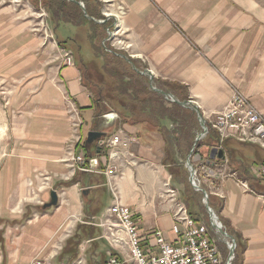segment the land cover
I'll list each match as a JSON object with an SVG mask.
<instances>
[{
	"label": "crops",
	"instance_id": "obj_1",
	"mask_svg": "<svg viewBox=\"0 0 264 264\" xmlns=\"http://www.w3.org/2000/svg\"><path fill=\"white\" fill-rule=\"evenodd\" d=\"M120 1L127 8L122 24L129 45L124 52L137 69L151 70L157 88L180 101L194 100L207 121L224 109L234 89L245 93L264 113V0ZM84 2L92 18L103 15L101 0ZM42 9L41 1L35 6L30 0H0V88L8 92L12 129L10 149L0 161V264H27L34 258L77 264L79 255L68 263V257L61 254L79 223L101 232L95 240L85 239L86 247H101L100 242L110 247L102 237L103 230L90 223L91 218L100 219L113 203L104 174L107 159L98 153L99 141L89 144L92 153L82 148L88 133L96 128L106 132L105 141L120 130L133 139L130 150L137 164L129 165L126 158L115 183L121 201L134 213L142 246L154 243V230L176 242L174 200L165 188V178L168 175L170 180L171 173L163 162L167 152L160 122L170 129L174 125L168 117L154 116L155 103L152 110L139 111L138 100L127 101L126 95L114 88L119 69L113 58L118 54L114 49H104L105 53L99 49L102 38L91 39L89 23L67 22L86 28L99 68L93 63L79 65L75 54V66L64 64L62 54L70 47L56 37L52 27L47 33L42 31L38 21L44 19ZM107 58H112L111 64L106 63L101 73ZM123 71L127 74L125 67ZM145 76L149 80L144 84L157 92L151 88L150 76ZM162 96L169 108L170 99ZM72 107L82 122L77 149L88 154L87 163L94 171H77L68 180L55 178L50 181L52 189L40 191V173L69 171L63 158L73 130ZM130 111L132 116L127 118ZM194 144L182 147L181 152L175 149L176 155L188 157L196 148ZM200 144L196 154L201 159L194 166L208 160L221 165L227 158L228 168L248 183L250 189L245 190L234 176L218 175L213 186L209 181L212 187L208 182L204 186L217 191L210 194L213 210L238 243L241 264H264V179L258 174L264 148L227 138L220 149L216 132ZM213 147L222 150L224 158H212ZM86 188L91 191L83 194ZM52 190L58 192V205L45 207ZM37 199L43 200L44 206L36 205Z\"/></svg>",
	"mask_w": 264,
	"mask_h": 264
},
{
	"label": "built area",
	"instance_id": "obj_2",
	"mask_svg": "<svg viewBox=\"0 0 264 264\" xmlns=\"http://www.w3.org/2000/svg\"><path fill=\"white\" fill-rule=\"evenodd\" d=\"M101 2L105 5L104 15L111 21L105 41L125 49L129 45L123 37L126 29L122 24V19L127 12L126 6L120 0H101ZM45 12L44 9L41 10L42 16ZM111 13L114 14L112 18L108 17V14ZM44 31L48 32L47 26ZM62 57L64 64L75 66V58L70 50H64ZM72 108L74 112L72 114L73 130L68 139L66 155L63 158V161L69 166V171L67 174L40 173L43 178L42 185L39 187L40 191L52 189L50 181L55 178L68 180L77 171H94L87 163L85 153L77 149L82 137L80 133L82 122L79 120L75 107ZM209 127L218 134L220 149L227 138H236L241 142H254L264 148V113L257 109L249 97L239 89H234L224 109L213 114L209 120ZM132 141V138L120 130L112 134L106 141L104 140L103 144L105 149V153H102L103 159H107L104 174L108 178V185L113 194V203L100 219L91 218L90 223L103 230L102 237L110 244L111 249L108 250V258L104 264H226L227 261L224 259L219 241L220 239L224 240L229 252L232 247L231 241L221 237L211 222L209 225L203 221H197L189 215L187 206L183 201L176 200V191L171 188L167 193L175 201V223L172 230L176 235V242L167 241L160 231L154 230L152 232L154 243L150 247L142 246V238L134 219V213L129 204L121 201L120 192L115 183L116 177L125 165L126 158L129 159V165L137 164L134 154L130 150ZM258 174L261 179H264V163L259 167ZM218 175L234 176L241 187L245 190L250 189L246 181L240 180L236 171L228 168L227 158L221 165L208 160L202 162L198 168L194 166L195 183L204 188L209 196L211 193L217 192L211 187L215 184L213 179ZM209 181L212 182V186ZM206 182L209 183L210 188L204 186ZM36 202L44 205L41 199H37ZM84 263V258H79L77 261V264ZM27 264L53 263L47 259L34 258Z\"/></svg>",
	"mask_w": 264,
	"mask_h": 264
},
{
	"label": "trees",
	"instance_id": "obj_3",
	"mask_svg": "<svg viewBox=\"0 0 264 264\" xmlns=\"http://www.w3.org/2000/svg\"><path fill=\"white\" fill-rule=\"evenodd\" d=\"M41 2L46 7L52 20L54 21L65 23L69 21H76L79 25L89 23L91 28L90 37L93 40L98 36L99 29H103V33L105 34L107 28L111 26L110 21L103 24H97L94 21L87 19L78 7V5H76V3H73L72 1L69 2L65 0H41ZM86 11L90 15L89 11L87 10V6ZM101 18H104V16L102 15L99 17V19ZM59 44L65 47L64 42H59ZM114 59L115 60H113V64H115V67L119 69V71H116L117 73H115L116 79L114 78V88H119L120 94L122 96L126 95L127 101H129L130 99L138 100V103L142 106L139 111H144L146 107H148L149 110H152L151 104L155 103L157 108L154 112V116L163 119L168 117V119L171 120L172 124L174 125V128L170 129L167 128L166 125H161L160 122V131L163 135L167 152V155L164 156L163 162L165 165H169L172 183H174V185L183 186L179 193L180 199L187 206L188 212L190 213L189 215L194 217L197 221H202L204 215L203 213L199 214V210H201V208H205L202 203L203 194L200 191L195 190L189 182V171L185 166L187 154H182L178 156L175 153V149L181 152L182 147L187 149L193 146L195 138L197 136V130H201L196 112L191 109L185 108L175 102H170L171 106L169 108H166L164 97L157 92L151 91L148 88V85L144 84V79L146 78H141V76L138 75L134 71V69H132L133 76H128L126 72L123 71L124 67L127 68L122 63L124 60L117 56H114ZM126 78H129V80H127ZM129 90H132L131 93H128ZM185 99H187V97ZM117 101L122 104L121 100ZM126 116L127 118L132 116L131 111L126 114ZM127 118H122V120H128ZM213 134L214 131L210 129L209 133L205 136V138H203L199 143H197L193 155L196 153H200V151L197 150V148L201 145L200 143H204L206 140L210 139ZM215 141L216 140H213L211 144H215ZM89 147V144H86V142H84L82 148H85L87 151L92 153ZM103 152L105 153V149L101 148L100 154H102ZM85 156L88 157V154L86 153ZM209 203L210 206L214 208L211 195L209 196ZM88 208L89 205L87 203L85 205V209ZM203 220L207 221L205 220V218ZM94 228L96 227L87 223H79L75 232L67 239V244L63 252L65 255H68V263H72L77 258L78 249L85 239L88 238L95 240V238L101 234L100 231H94ZM232 264H241L238 243L235 249V257L232 261Z\"/></svg>",
	"mask_w": 264,
	"mask_h": 264
},
{
	"label": "rangeland",
	"instance_id": "obj_4",
	"mask_svg": "<svg viewBox=\"0 0 264 264\" xmlns=\"http://www.w3.org/2000/svg\"><path fill=\"white\" fill-rule=\"evenodd\" d=\"M30 1L33 2V4L35 6L38 5V0H30ZM36 1H37V3H36ZM65 1H69V2L72 1L73 3H76V5H78L80 10L83 12L84 16L87 19H89V20L93 19L92 21H94L97 24H101V22H98L97 20L103 21L102 24L110 21V20H108L106 18L104 13H103L104 18H101V19H99V18L98 19H95V18L90 19V18H88L86 16V14L89 17H91V16L86 11V4H85L84 0H65ZM27 4H29V3H27ZM41 6L46 11L45 14L43 15V18H44L43 20L41 18H38L39 19L38 21L41 22L39 25H40L42 31H44L45 26L48 27V32H49L50 27H52L53 30L55 31L56 37L59 40H61V41L67 42V45H69L72 54L76 55V60H77L79 65L81 64V66L85 67V66H88L89 64L93 63L97 68H99L98 65L100 64V62H99V60L97 59V57L93 53L92 46H91V44H90V42H89V40L87 38V35H86V28L83 27V26H78V25H76L74 23H64V22L54 21V20H52L49 12L47 11L46 7L42 4V2H41ZM99 32H101V33H99ZM98 33H99L98 34L99 37L102 38V42L100 43V48L99 49H101V51L103 53H105L104 49H114L117 54H119V53L125 54L124 49L120 48V46H118V45L113 46V45H111L112 42L110 44V42L105 41L107 36H108V34H106L107 30H106V33H105L106 35L103 33V29H99ZM69 38H73L75 41H73V40H71ZM99 41L100 40H98V42ZM106 45H107L108 48L106 47ZM114 47H116L117 49H115ZM107 55H110V54L107 53ZM125 55H127V54H125ZM115 56L122 58L121 56H118V55H115ZM74 58H75V56H74ZM111 59L112 58H107V62L102 64L101 73H103L102 71H104V67H105L104 65H106V63H108V65L111 64V62H110V61H112ZM76 60H75V62H76ZM113 60H115V59L113 58ZM122 60H124L122 62L124 64V66L127 67L126 68L127 75L132 77L133 76V73H132V69L133 68L131 66L132 63L128 62V60H126L125 58H123ZM137 74L140 75L143 78H146V79H144L145 81L149 80L148 76L141 75L139 73H137ZM90 81L91 80L89 79L87 82H90ZM2 91L3 90H1V88H0V161L8 153V151L10 149V143H11L10 133L12 131L11 124L9 122V114H10V112L8 111L7 104H6V101H7L6 100V95H8L7 94L8 92H6V91L2 92ZM167 101H170V100H167ZM208 125H209V121H208ZM209 129H210V127H209ZM81 150L84 152L83 149H81ZM165 182L167 183L165 185L166 190L168 191V190H170V188L174 189L176 191V196H175L176 200L177 201H181L179 193H180V190L183 188V186L174 185V183H172V181H171V178H170V180H168V175L165 178ZM189 182H190V176H189ZM190 184H191V182H190ZM174 203H175V201H174ZM202 203H203V205L205 207L204 208L205 210L203 208H201V210H199V214L203 213L204 218L207 221H204L203 220L204 218L202 219V221L204 223L210 225V217H209L208 211L206 209V206L204 204L203 198H202ZM35 204L40 206V207L42 206V205L38 204L37 202ZM97 212H99V210ZM224 227H225V230H226L227 227L226 226H224ZM0 228H3V227L1 226ZM219 242H220L221 249H222V251L224 253V259H225V261H227V258L229 256L228 255L229 249H227L224 240L220 239ZM100 245H101V247H86V244H85V241H84L80 245V247L78 249L79 257L78 256L77 257L78 258H84L86 260L87 264H104L105 260H107V258H108V250L111 249V248L110 247H106L105 243H103V242H100ZM57 250L61 251L62 249L59 248ZM62 253L63 254H61V256H66L65 258L67 259L68 255H65L64 252H62ZM57 261L60 262L61 259L58 258Z\"/></svg>",
	"mask_w": 264,
	"mask_h": 264
},
{
	"label": "water",
	"instance_id": "obj_5",
	"mask_svg": "<svg viewBox=\"0 0 264 264\" xmlns=\"http://www.w3.org/2000/svg\"><path fill=\"white\" fill-rule=\"evenodd\" d=\"M86 16L88 18L92 19V17H89L87 14H86ZM97 21L101 22V23L103 22V21H99V20H97ZM118 55L121 56L122 59L125 58L126 60H128V62L133 63L131 61V59H129V57L127 55L121 54V53H119ZM133 67L139 73H141L143 75H149L150 76V84H151V88L153 90H155L158 93L164 95L166 97V99H170V101L178 103L179 105H181L183 107L190 108V109H192L193 111L196 112L197 119H198L199 124H200L201 129H202L201 132L196 137L195 144H194V147H196L197 143H199L203 138H205V136L209 132L208 121L206 120V118L204 117L203 113L201 112L198 104L194 100H183V101H180L179 99H176L175 97L170 96L167 93V91L165 92V91L157 88L154 85V83H153V75H152V72H151L150 69L147 68V69H144V70L140 71L139 69H137V67H135V65H133ZM105 136H106V132H103V131H101V130H99L97 128L93 129L92 131H90L88 133V137L86 139V143L87 144H92L94 141H99L98 153H100L101 152L100 148L104 144V138L103 137H105ZM210 153H211L212 158H214L215 156H219L221 158H224L223 151L222 150L218 151V149L216 147H213L210 150ZM200 157H201L200 154H195L193 156V151H191V153L188 155V157L186 159L185 166L187 167V169L189 171L190 182H191L192 186L194 187L195 190L200 191L203 194V201H204V204H205L206 209L208 211L211 225L219 231V235L221 237L225 238L228 241L230 240L231 243H232V247L230 248L229 256H228V259H227V262H226V264H231V261H232V259L235 256V249H236V246H237L236 240H235V238L232 235H230L228 233L227 230H225V227H224L219 215H217L215 210H213V208L210 206L208 192L204 188L198 186L195 183L194 162H197V160L199 161L201 159ZM92 162L93 163L97 162V159H93ZM90 191H91L90 188L83 189V194H88ZM50 196H51V200L45 205V207H51V206L58 205V201H59L58 192L56 190H52Z\"/></svg>",
	"mask_w": 264,
	"mask_h": 264
},
{
	"label": "bare ground",
	"instance_id": "obj_6",
	"mask_svg": "<svg viewBox=\"0 0 264 264\" xmlns=\"http://www.w3.org/2000/svg\"><path fill=\"white\" fill-rule=\"evenodd\" d=\"M112 16H114V14H113V13H111V14H108V17L112 18Z\"/></svg>",
	"mask_w": 264,
	"mask_h": 264
}]
</instances>
